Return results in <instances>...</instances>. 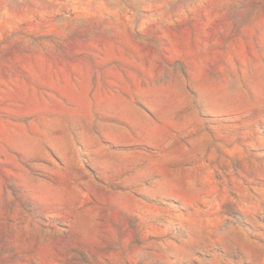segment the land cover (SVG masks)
Here are the masks:
<instances>
[{"label":"rangeland","instance_id":"rangeland-1","mask_svg":"<svg viewBox=\"0 0 264 264\" xmlns=\"http://www.w3.org/2000/svg\"><path fill=\"white\" fill-rule=\"evenodd\" d=\"M0 264H264V0H0Z\"/></svg>","mask_w":264,"mask_h":264}]
</instances>
